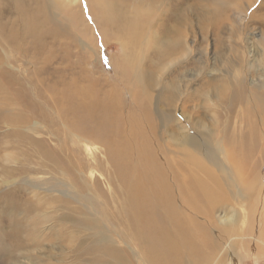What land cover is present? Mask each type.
I'll use <instances>...</instances> for the list:
<instances>
[{
	"label": "bare ground",
	"instance_id": "obj_1",
	"mask_svg": "<svg viewBox=\"0 0 264 264\" xmlns=\"http://www.w3.org/2000/svg\"><path fill=\"white\" fill-rule=\"evenodd\" d=\"M217 2L219 16L216 15L213 19L203 17L209 10L199 3L191 5L187 9L188 15L185 14L184 22L188 26L191 14L195 11L200 14L198 18H205L203 23H199L202 36L206 37L208 27H211V34L215 38V64L211 67L210 60H203L201 71L206 73L207 78H201L200 86L192 91V80L197 81L205 74L198 71L188 76L185 67L189 64L178 75L181 78L174 74L166 78L167 82L162 78L168 72L167 62L180 49L164 27L156 28L150 15H145L148 21L137 16L127 17L124 11L129 10L130 0H92L94 24L118 29V35L114 38H124L129 56L139 57L135 66L127 67L121 72L132 81L129 89H126L131 96L128 107L124 110L122 106L125 103H122L124 98L120 90L112 88L105 91L104 98L100 99L94 96L97 93L88 91L82 85L67 86L66 91L59 92L61 97L54 104L60 121L66 123L60 131L76 133L79 137L95 140L104 147L117 180L112 184L118 195L116 198L105 195L96 191V186L91 189L89 185H97L99 179L95 178L93 184L89 178L88 181L80 180L74 164L57 153V147L54 151L46 140H35L21 128L35 116L45 120L47 115L33 113L14 119L9 113L6 114L3 117L12 132L10 135L6 134L5 138L14 137L16 145L9 147L8 143L0 147L1 158L18 164L22 155L11 157L8 154L10 149H17L27 157L25 161L38 162V165L26 168L27 170L18 168L13 174H19L24 179L31 178L35 182L39 174L52 175V172L61 170L63 179L73 183L70 190L78 191L82 200L80 208L72 209L68 205L61 206L62 201L52 199L51 193L44 195L47 198H39L34 192L36 200L29 199L30 202H15L8 196V200L4 201V208L7 212L24 211L23 217L30 221L32 232H26L28 225L25 223L23 230L18 218L17 221L8 219L13 228L17 226L15 232L9 230L8 240L1 238L3 243L0 244V249L7 257V263L17 261V264H22L23 260H34L35 264H44L47 252L42 241L46 242L48 235L44 236L39 227L43 228L46 222L51 221L52 218L44 214L46 211L53 212L50 210L52 205L72 209L71 212L64 213L62 220L59 219V225L75 222L76 225L69 228L73 229L72 233L77 229L83 236L73 252L78 264H81L86 254L88 257L85 259L94 264H127L130 262L126 251L120 246L121 242L132 253L133 246L130 243L137 242L142 246L147 242L151 246L152 241L161 243L166 238H179L187 244L171 248L172 254L169 256L174 261L178 255L201 254L199 251L202 248L195 245L197 237L203 249L208 246L206 241H209L210 248L205 253L211 259L219 254L217 250L221 246L210 240L213 233H208V229L216 232L214 229L222 224L223 230L217 233L219 238L229 237L236 233L235 227L241 221L234 212H227L224 217L216 215L225 210L224 204L228 201V196L219 198L226 193V184L235 201L241 206L248 204V215L253 212L251 220H259V225H255L258 227L257 234L252 235L255 226L249 224L251 233L242 234L243 240L248 235L249 242L254 241L259 252L264 250V195L259 186L261 177H252L253 180L247 181L243 179L244 175L229 176L227 173L229 166L240 173V165L250 163L255 156L259 155L260 158L264 154V36L252 45L247 37L249 27L258 22L251 16L246 17L256 1L246 5L243 0H213V3ZM5 4L0 8V20L7 19L12 27L5 41L17 47L41 49L47 44V37L57 44L60 38L77 42L81 40L80 35H85L73 30L75 22L84 31L82 33L87 32L82 19L67 18L72 9L68 0H14V4L5 0ZM135 5L141 10V0H136ZM136 12L139 14V10ZM121 26L125 30L121 31ZM143 32H148L151 37L154 61L143 62L140 57L138 50L145 46ZM3 34L5 27L0 24V36ZM161 37H168L170 40L160 41ZM184 48V57L190 62L189 58L194 50L189 45H184ZM255 50L261 53L258 55ZM209 52L210 48L206 57ZM252 52L257 54L253 59V55L250 56ZM115 73L118 74V71ZM210 74L212 75L209 76ZM252 76L257 78L252 79ZM171 124L176 126L172 127ZM52 134L57 136L56 133ZM56 159H61V162L50 166L49 163ZM208 164L215 166L221 175ZM219 164H224V171L218 168ZM8 169L1 168L0 173L11 180ZM202 175L209 176L212 184ZM223 177H229V181L226 182ZM238 180H242L241 185ZM44 181L40 186L52 188L53 181L56 180L50 178ZM4 184L8 185L9 182ZM248 189L247 195H244V191ZM257 195L263 197L257 201ZM94 201L99 207L103 205L102 209L95 207L96 210H93ZM117 208L120 209V215L114 217V210ZM18 213H15V217ZM235 238L227 241L230 242L227 247L229 254L234 251L236 253L238 248H235ZM59 240L67 242L68 236L57 232L49 241L57 244ZM90 243H94L96 248L92 250L94 245L91 246ZM188 243L192 245L189 246ZM224 252L226 251H221L219 255ZM160 255L166 258L168 253Z\"/></svg>",
	"mask_w": 264,
	"mask_h": 264
},
{
	"label": "rangeland",
	"instance_id": "obj_2",
	"mask_svg": "<svg viewBox=\"0 0 264 264\" xmlns=\"http://www.w3.org/2000/svg\"><path fill=\"white\" fill-rule=\"evenodd\" d=\"M8 1L14 4V0ZM135 1L136 0H130L129 10L124 11L127 17L132 18L137 16L138 18L140 17L143 20L148 21L149 19L145 15H150L155 27H164L173 37L172 41L179 45L178 48L180 49H177L173 59L167 62L168 72L162 76L165 82L168 81L166 78L173 74L178 76L187 64L189 65L185 67V71L188 72V76L201 71L203 60H210L211 67L215 64L213 61L215 57L213 51L215 47V38L211 34L212 28L208 27V34L206 37L202 36V30L199 23H203L205 18L210 20L216 15L219 16L218 13L220 10L216 9L218 7V2L213 3V0H141L142 8L140 10V8L135 5ZM243 1L246 5L252 1H256V4L253 5L250 9L251 11L249 10L246 16L248 18L251 16L258 20V22L253 23L249 27V31L247 30V37L250 38L249 42H251L250 44L252 45L254 41L261 40L264 36V0ZM68 3L72 9L69 11L70 14L67 18L74 17L76 19H82L81 21H83L85 28L87 29L86 33H82L84 31L77 27L78 23H73V30L77 33L85 35L79 36L82 41L77 40V42H74L72 40L60 38L59 43L57 44L55 40L47 37L45 39L47 44L43 45L41 49L31 48L30 46H28V49L24 47H17L11 43H6L7 41H5L6 36L10 33V29L12 28L10 21L7 19L0 20V24L5 27V34L0 36V147L5 146V144L8 143H10L9 147L16 145L14 144V137L5 138V135H10L12 130L10 125L8 126L6 123V120H4L3 116H7L6 114L9 113L8 115H12V118L18 119L26 115L30 116L33 113L42 114L43 116L47 115V119L45 120L35 116L28 123H24L21 128L25 129V131L28 132L35 140H46L47 143L52 146L54 151L57 147V153H60V155L62 154L67 161L74 164L78 172L76 175L79 176L80 180L88 181L89 178L91 183H94L96 178L101 181V183L98 181L97 185L96 183H92V186L89 185L91 189L96 186V191L116 198L118 192L117 189L113 187L112 183L113 181L117 182V180L114 177V170L107 159L104 147L95 140L81 138L76 133L60 131L61 128L65 127L66 123L60 121L58 117V110L56 109L54 103L56 102V99L61 97L60 93L62 91H66L67 86L73 87L75 85H82L81 87L87 89L88 91L97 93L94 96H97L96 98L100 99L104 98L105 91H109L113 88L115 91L120 90L119 92L122 94V98H124L122 103H125V105L122 106H124V110H126L128 102L130 101L129 97H131L130 93H128L126 89H129L128 86L132 81L125 78L121 72L127 67L135 66L139 57L129 56V50L124 38H114L118 35V29L100 27L94 24V17L92 15V10L94 11V9H91V5H93L92 0H79L76 2L75 0H68ZM197 3L206 6L209 11L205 16H203L205 18L202 16L198 18L200 14L195 11L191 14V23H189V26L187 24L185 25V14L188 15L189 11L187 9H190L191 5ZM5 5V0H0V8H3ZM137 10H139V14H137ZM249 22H252V20H249ZM122 30L125 29L121 26V31ZM142 39L145 46L144 48L138 50L141 59L143 62L154 61L152 57L153 48H151L150 45L151 37L149 33L143 32ZM168 40H170L168 37H161L160 39V41ZM53 41H55L54 44H52ZM184 45H189L194 50V54H192L189 58L190 62H187L186 57H184ZM209 48L211 52H209L206 57L205 54H207V50ZM255 51L258 52V55L261 53L259 50ZM255 53L252 52L250 54V56L253 55L251 57L252 59L257 55ZM116 70L118 71V74L115 73ZM262 70L264 69L262 68ZM201 72L203 73L202 75H205L198 78L197 81L192 80V91L200 86L201 78H207L206 73L204 71ZM211 75L212 74L209 76ZM178 77L181 78L180 76ZM251 78L254 79L255 77L252 76ZM179 85L182 87V82H180ZM100 115H103V113L100 112ZM171 126L174 127L176 125L171 124ZM52 132L54 134L56 133L57 136L54 137ZM8 154L11 157L22 155V160L16 164L4 161L0 156V164L3 165L0 166V169L9 168L8 170H10L11 177V180H8V178L3 177L0 173V244L3 243L2 239H9L7 236L9 230L14 232L16 230L17 225L13 228L11 226V221L8 219L17 221L16 219L18 218L23 230L25 223L28 225L26 232H32L30 221L25 220L23 217L25 215L24 211L19 210L21 213L7 212V209L4 208V201L6 199L8 200V196L12 197L15 202H20L22 200L30 202L29 199L36 200L34 192L39 198H47V196L44 195H49V193H51L52 199H59L62 201L61 206L68 205L71 206L72 209H75L80 208V204L82 203V200L78 195V191L70 190V186L73 183L63 179V172L61 170L52 172V175L39 174L36 176L35 182L32 181L31 178L28 179L25 177L26 179H24V177L19 174H13L14 170H18V168H32L34 165H38V162L25 161L24 159H27V157L23 156L21 150L10 149ZM257 156L251 160L252 163L250 162L242 164V166L240 165L239 167H242L240 168L242 170L240 173H238L233 166L231 169L229 166V171H227V173L229 176H235L237 174L244 175L243 179L247 181H249V179L253 180L254 177H261L259 186L261 187V194L264 195V154L260 155V158L259 155ZM60 162L61 159H56L49 163V165L54 166V164H59ZM208 166L217 171V168L212 164H208ZM218 168L224 171V164H219ZM216 173L219 172L217 171ZM219 174L221 175V173ZM208 177L209 176L206 175L203 176L204 179L212 184V180ZM50 178L56 180L53 181L54 185L52 188H46L44 185L40 186L41 182L45 179L48 181ZM223 178L225 179L226 177ZM227 180L229 181V177L228 179H225L226 182ZM4 182H9V184L6 185ZM237 182L241 185L242 180H238ZM226 188V193L219 197L222 198L223 196H228V198H226L228 201L223 199L225 202L227 201L224 204L225 210L217 212L216 215L217 217H224L227 212H234L233 214L235 216H239V220H241L238 223L239 225L237 224L235 227V229L237 228V231L236 233L234 232L233 234H230L229 237L219 238L217 233L219 230H223L221 223V225L217 227L218 229H214L216 232H213L212 229H208V233H213L210 240L215 244H218L219 247L221 246L217 252H219V254L221 251L226 252L221 255H214L211 259H208L206 253H208V247L210 248L209 241H206L208 246H205L203 249L202 243L197 237L195 245H200L202 251L200 250L199 253L201 254L178 255L177 260H175L177 261V264H264V250H260L259 252L256 243L254 241L249 242L248 235L246 236L247 239H244L245 241L242 238V234L251 233V224L254 226L259 225V220L253 222L251 220L253 212L250 216L248 215V204L241 202V204L244 203V206H241L234 200L235 198L233 197L231 189L227 186V184ZM248 191L249 189L244 191V195H247ZM262 197V195H257V201H259ZM79 200L81 201L79 202ZM94 202V206H92L93 210H96V208L100 209V207L102 209L103 205H100L99 207L97 203ZM23 207L27 208L25 205ZM72 209H66L60 207L59 205H52L50 210L53 212H45L44 215L52 219L51 221L49 220L46 222V224L43 225V228L39 227L44 236L48 235V240L46 242L44 240L42 241L45 244L43 247L47 252V258L44 259V264H78L73 257V252H75L78 243L82 241L83 236L77 232V229H74L75 232L72 233L73 229L69 228H73V226L76 225L74 224L75 222L70 221V223H63L62 226L59 225V219L61 218L62 220L64 213L71 212ZM15 213H18L17 217H15ZM114 214V217L119 216L120 209H115ZM257 226L253 227V229L255 228V231L252 235H254V233L255 235L257 234ZM57 232H61L68 236V241L62 242L59 240L60 242L57 244H55V241L50 242L49 240L52 239ZM233 237H236L235 239L237 242L235 243V248H238L236 249V253L234 251L233 254H229L227 247L230 245V242L227 241L232 240ZM116 241H118V239H116ZM242 241L245 243L248 241L249 243L244 244ZM90 244L91 246L94 245V243ZM130 244L131 247L133 246L132 253L126 244L121 242L120 245L128 255L127 260L130 263L127 264H156L159 261H161L160 264H175V261L169 256L172 254L171 248L175 245H187L179 238H166L161 243L152 241L151 246H149V243L147 242H145L142 246L137 242ZM188 245L191 246L192 243H188ZM95 248V245L94 247L92 246V250ZM34 252L35 250L33 253ZM164 252L168 253L166 258H163V256L160 257V254H163ZM18 255L19 252L16 253V257H18ZM87 257L88 256L86 254L84 259L81 261V264H94L88 259H85ZM6 258L3 250L0 249V264L7 263ZM127 260L126 262H128ZM30 262L35 264L34 260H28L27 262L23 260L22 264H31ZM7 264H17V261H11Z\"/></svg>",
	"mask_w": 264,
	"mask_h": 264
}]
</instances>
